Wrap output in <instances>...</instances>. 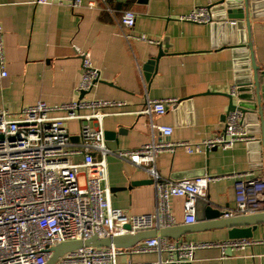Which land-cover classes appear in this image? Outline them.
Masks as SVG:
<instances>
[{
	"label": "crops",
	"instance_id": "obj_1",
	"mask_svg": "<svg viewBox=\"0 0 264 264\" xmlns=\"http://www.w3.org/2000/svg\"><path fill=\"white\" fill-rule=\"evenodd\" d=\"M83 0L81 7L39 3L37 0H0L4 28L7 76H0V109L15 116L23 107L45 101L59 105L81 98L123 100L122 107L105 109L106 144L112 149L137 148L150 141L146 120L139 110L148 94L153 98L176 97L155 121L173 127L171 140L201 142L214 137L225 124L230 98L240 76L237 45L251 42L260 65L259 81L264 109V20H253L251 38L245 27H234L225 19L221 0ZM217 4V25L181 20L200 5ZM133 10L132 29L121 24L124 10ZM223 24V25H222ZM146 35L154 42L127 38L125 33ZM159 57L151 70L150 59ZM79 51V52H78ZM100 71L90 91H82V54ZM240 69V70H239ZM240 72V73H238ZM144 73H149V78ZM234 102L239 101L236 93ZM94 124V121H91ZM73 142H79L81 121H66ZM254 143L238 142L232 149L214 147L189 153L183 147L158 155L156 167L162 177L179 179L201 174L217 176L209 183L207 201L221 210L237 204L238 182L258 178L264 182L262 131ZM160 135L157 134V138ZM97 157L99 155L97 154ZM111 202L130 214L153 212L157 207L155 184L147 170L115 155L107 156ZM83 179L84 175L81 174ZM144 181V182H143ZM264 194V190H263ZM185 198L172 196L170 208L175 225H185ZM228 228L187 233L180 239L210 241L229 239ZM264 236V225L254 231ZM136 261H154L156 253L137 254ZM123 260L126 257H122ZM190 264H264V244L242 253L222 257L219 248L197 249Z\"/></svg>",
	"mask_w": 264,
	"mask_h": 264
},
{
	"label": "built area",
	"instance_id": "obj_2",
	"mask_svg": "<svg viewBox=\"0 0 264 264\" xmlns=\"http://www.w3.org/2000/svg\"><path fill=\"white\" fill-rule=\"evenodd\" d=\"M37 2H56L72 8L83 5V0ZM95 5L96 1L88 2L90 7ZM216 9L217 4L200 5L180 19L217 25L221 20L215 15ZM120 20L130 30L136 23V14L133 10H124ZM225 20L229 24L237 22ZM125 36L154 42L146 35H134L130 31ZM79 54H82L83 69L79 89L86 92L97 83L100 71L88 55ZM245 57L244 63L239 61V67H247L243 71L250 77V60ZM7 75L4 28L0 19V76ZM179 103L176 97L153 98L146 94L136 113L139 119L146 120L151 139L140 147L128 149L110 148L104 130V118L110 114L105 109L122 107L126 104L123 100L81 98L59 105L41 100L23 107L15 116H10L7 109H0V264H46L53 255V247L65 241L173 226L172 196L185 198L186 223H194L196 200L207 199L209 183L219 177L207 173L179 179L162 177L156 167L158 155L178 147L194 153L204 148L232 149L238 142L254 143L260 138L252 128L259 124L255 119H248L247 112L236 106L228 111L223 129L214 137L201 142L171 140L173 127L159 124L155 118ZM73 119L81 121L77 143L73 142L66 125V121ZM108 155L126 159L149 172L157 193L155 211L130 214L112 205ZM263 190L264 182L258 178L238 182L237 204L223 209L222 216L263 211ZM257 244H264V236L210 241L155 236L129 248L83 246L67 252L56 264L181 263L192 261L197 249L216 247L226 257ZM144 253H156L158 259L136 261L132 258Z\"/></svg>",
	"mask_w": 264,
	"mask_h": 264
},
{
	"label": "water",
	"instance_id": "obj_3",
	"mask_svg": "<svg viewBox=\"0 0 264 264\" xmlns=\"http://www.w3.org/2000/svg\"><path fill=\"white\" fill-rule=\"evenodd\" d=\"M218 4L220 9L224 10L223 14L226 15L225 17L238 18L237 22L231 25L233 28L245 27L247 29L249 38H251L252 21L264 20V0H221ZM237 51L238 53L248 56L250 60L251 76L246 77V72L240 71L243 73H240L236 87V95L239 101L235 103L233 96L234 94H227L230 98L229 110L239 106L245 112H247L248 119L257 120L259 127L252 128V130L257 131L258 129H261L262 142L264 146V109L262 105L259 81V70L261 67L256 61L253 45L251 42L249 45H237ZM163 53L164 51L161 50L155 59H150L146 63L145 68H149L151 70L152 65L157 63L159 57ZM144 74L148 79L149 73ZM222 215L223 210L214 207L209 201H207V199L198 198L196 200L194 223L160 227L143 230L136 233L118 234L114 236L102 237L95 234L86 240L65 241L53 247V255L46 264H56L59 258L64 254L83 246H115L119 248H129L134 246L139 241L150 237L160 236L172 239H180L187 233L210 230L214 228H228V235L230 238L253 237L254 231L258 225H264V210L231 217H223ZM167 264H190V262H171Z\"/></svg>",
	"mask_w": 264,
	"mask_h": 264
}]
</instances>
